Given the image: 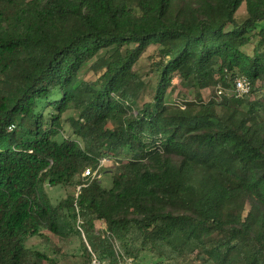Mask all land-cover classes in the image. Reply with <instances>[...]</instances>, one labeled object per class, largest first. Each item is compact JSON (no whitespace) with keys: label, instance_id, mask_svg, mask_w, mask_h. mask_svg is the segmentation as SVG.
I'll list each match as a JSON object with an SVG mask.
<instances>
[{"label":"trees","instance_id":"trees-1","mask_svg":"<svg viewBox=\"0 0 264 264\" xmlns=\"http://www.w3.org/2000/svg\"><path fill=\"white\" fill-rule=\"evenodd\" d=\"M105 158L109 186L83 177ZM43 230L87 243L53 257L26 245ZM90 249L264 264V0H0V264Z\"/></svg>","mask_w":264,"mask_h":264},{"label":"rangeland","instance_id":"rangeland-1","mask_svg":"<svg viewBox=\"0 0 264 264\" xmlns=\"http://www.w3.org/2000/svg\"><path fill=\"white\" fill-rule=\"evenodd\" d=\"M245 10V8H244ZM245 50L247 53L252 54L254 51V45H248L245 47ZM152 51V48H149L141 57V61L137 64V67H141L144 71H147L149 69V62H148V53ZM180 90L179 88L176 92L173 94V98L177 101L181 99L180 96ZM214 92L213 89L204 90V98L208 100L211 96V94ZM190 100L193 98L192 95H189L188 97ZM76 112L70 111L68 114H65L64 117L67 118L69 115H74ZM67 131L69 132V128L67 126ZM59 138V137H58ZM112 163L111 159H106L104 161V165H110ZM101 182L103 185L109 186L110 184V178L109 175L102 173ZM45 190L48 193V197L51 200L52 203L57 204L61 199L66 198L68 195L76 193V187L75 186H51L49 184H46ZM97 227V233H100L101 236H104V231L106 230L105 225L101 221L96 222ZM86 238L83 235V231L81 232V235H71L70 237L66 239H61L60 236L54 235L46 230H43V236L41 235H34L29 237L26 240V245L32 249H38L44 252H47L50 256H57L62 253H74L75 251L77 253H81V246L83 242H86ZM87 243V242H86ZM116 250H119V245L116 244ZM143 260L139 264H156V255L149 254L147 252L142 253ZM174 263L173 261H171ZM170 261H165L163 264H172ZM133 264L134 260L132 259Z\"/></svg>","mask_w":264,"mask_h":264},{"label":"built area","instance_id":"built-area-1","mask_svg":"<svg viewBox=\"0 0 264 264\" xmlns=\"http://www.w3.org/2000/svg\"><path fill=\"white\" fill-rule=\"evenodd\" d=\"M250 89H251V83L247 77L241 76L235 80V92L237 93L238 96L247 94L250 91ZM217 92L222 93V90L220 88H218ZM104 161H105V159H103L101 161V164L97 169L87 168L83 173V177H87V178H91V179L100 178L102 175L100 172V167L102 165H104ZM80 189H81V187L79 186L78 190H80ZM83 235H84V232H83ZM90 251H91V259H90V262L88 264H112L108 259L100 257L93 250L90 249ZM117 256L119 258L122 256L120 251L117 252ZM126 260H127L128 264H133V263H131L132 262L131 258H128ZM121 264H122V262H121Z\"/></svg>","mask_w":264,"mask_h":264}]
</instances>
